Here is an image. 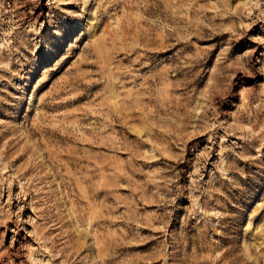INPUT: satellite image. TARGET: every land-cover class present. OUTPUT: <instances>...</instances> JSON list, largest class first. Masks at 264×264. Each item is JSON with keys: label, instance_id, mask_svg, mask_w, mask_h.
<instances>
[{"label": "rangeland", "instance_id": "rangeland-1", "mask_svg": "<svg viewBox=\"0 0 264 264\" xmlns=\"http://www.w3.org/2000/svg\"><path fill=\"white\" fill-rule=\"evenodd\" d=\"M0 264H264V0H0Z\"/></svg>", "mask_w": 264, "mask_h": 264}]
</instances>
